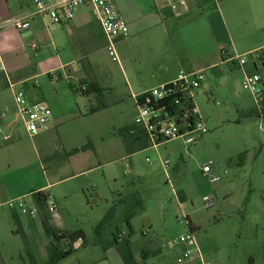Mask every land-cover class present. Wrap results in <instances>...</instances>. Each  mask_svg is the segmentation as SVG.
Segmentation results:
<instances>
[{"label": "rangeland", "instance_id": "rangeland-1", "mask_svg": "<svg viewBox=\"0 0 264 264\" xmlns=\"http://www.w3.org/2000/svg\"><path fill=\"white\" fill-rule=\"evenodd\" d=\"M18 1L33 5V0H9L12 9ZM201 2L186 12H174L170 21L179 47L188 46L194 33L204 41L189 48L188 54L180 53L186 60L183 72L194 71L192 62L219 61L218 67L202 72L201 86L194 91L207 133L193 144L178 138L141 151L127 150L121 130L133 126L138 114L133 94L157 86L152 73L164 66L160 60L150 61L143 47L147 41L155 48L156 36L130 39L133 26L128 38L115 42L116 60L107 54L100 36V46L93 53L95 66L90 72L84 66L82 73H87L80 80L84 87L97 84L107 107L89 113L99 106L97 95L79 96L83 118L73 122L77 135L63 138L64 152L48 133L42 139H30L13 93L0 89V135L7 136L6 124L13 122L11 140L0 142V182L4 181L0 186V264H45L53 252L71 248L68 241H54L46 233L39 214L32 219L7 205L21 199L26 208L34 207L32 194L16 195L47 184H51L46 190L48 203L57 201L60 214L49 220L52 230L57 232L58 223L67 233L84 234L72 255L57 264H123L113 234L122 242L128 238L134 258L143 264H177L180 248L162 251L160 246L187 233L195 238L206 264H264V103L257 104L242 88L243 76L255 74L264 92V46L255 53H243L264 43V3L260 7L235 0ZM14 30L4 33L11 36L13 32L16 39ZM26 44V52L34 59L30 42ZM235 56H243L245 64L220 65L224 57ZM73 123L67 120L62 129ZM208 163L220 177L217 183L202 174V166ZM5 171L9 172L3 178ZM204 197L212 203L210 207L205 206ZM191 258L200 264L194 255Z\"/></svg>", "mask_w": 264, "mask_h": 264}, {"label": "crops", "instance_id": "crops-1", "mask_svg": "<svg viewBox=\"0 0 264 264\" xmlns=\"http://www.w3.org/2000/svg\"><path fill=\"white\" fill-rule=\"evenodd\" d=\"M199 1V4H202V0H185L186 7L181 8V10L186 12L192 5L198 4ZM235 1H244L253 6L260 5V7L262 3H264V0ZM113 3L115 4L118 13L127 23L128 28L133 26V29H131L132 32H134L130 35V39L135 38V35L156 36L155 48L152 44L147 45V41H144L145 45L143 47L145 52L147 51L150 61L160 60L164 65L161 70H154L152 73V77L159 83L158 85L173 80L178 72L183 70V61L185 62L186 60L181 59V52L186 55L189 53V48L203 45L204 41L200 38L197 39L196 33L193 34V37H190L192 40L188 46L185 45V47H179V45L175 43L174 30L170 24L174 15L169 12L159 0H140L139 2L137 0H113ZM32 8L33 5L27 7L24 3L18 1L12 9L9 0H0L1 72L6 77V88L9 89L13 95L15 90H22L28 104L36 102L44 103L51 112L47 131L29 138H34V140L42 139L44 134L48 133L49 135L54 136L53 142L56 148L64 152L65 144L63 138L70 135L72 137L76 136V123L73 122L77 119L81 120L83 118L79 105L81 102L78 100L80 97L71 92L68 83L81 81L80 79L85 77V73L91 71L95 66L93 53L97 51L100 46V36H102L101 44H103V48L105 47V39L99 24L95 21L91 9L88 6H81L78 8L73 19L66 24L52 25L47 18L41 19L31 17L28 20L29 28L27 30L19 32L15 29L17 32L16 39L13 37V32H10L11 36L5 35V30H14L12 27V21L18 17L31 16ZM217 11L222 25L226 24L221 18L223 15L220 10L218 9ZM152 20L156 21V25H151ZM205 27L206 26H203L204 29H206ZM28 42H30V50L34 53V59H31L26 52L25 44H28ZM32 44L36 46V50L32 49ZM263 46L264 43H260L256 47L244 49L245 51H243V53H255ZM161 50H164L163 53H161ZM231 62L232 57H224L220 61V65H229ZM218 64L219 61H216L215 63H205L203 65H197L192 62L190 63V70H194L193 72H199L202 76L203 71L216 68L218 67ZM84 66H87L88 70L85 73H82ZM54 74L58 77L56 81L51 80V77ZM62 79L65 81L64 84H61V82L55 84L58 80ZM137 94L140 93L133 95ZM0 104L3 105L1 99ZM69 119L73 123L72 126H65L64 129H62L63 124ZM12 125V121L7 122L6 124V127L9 130L7 135L9 136V140H11ZM79 133V135L83 134L82 130H79ZM8 168H10L9 165ZM7 172L9 171H5L3 178L7 176ZM70 177L71 176L65 177L61 180H66ZM1 185H4V181H2V183L0 182V186ZM49 185L51 184L40 186L29 193L16 195L15 198L27 197V194H33L36 192L48 194L46 190ZM31 205L35 206L34 202ZM54 205L56 206V214L50 213L48 209L44 211L37 210L36 216L30 217L35 219L39 214L40 218H42L43 215L48 214L51 219L54 216H59V205L57 201ZM54 229L55 231L57 230V236L67 234L63 227L58 223H55ZM60 241L66 240L62 239ZM77 244V242L72 244L69 249L74 251ZM131 248L132 245L130 244V249ZM107 251L108 249L105 250V253ZM184 264L198 263L195 262V260L190 259Z\"/></svg>", "mask_w": 264, "mask_h": 264}, {"label": "built area", "instance_id": "built-area-1", "mask_svg": "<svg viewBox=\"0 0 264 264\" xmlns=\"http://www.w3.org/2000/svg\"><path fill=\"white\" fill-rule=\"evenodd\" d=\"M159 1L171 13L186 7L185 0ZM81 6H88L91 9L92 15L103 33L105 50L112 60H116L115 42L128 38L129 28L118 13L113 0H33L31 16L15 18L12 25L17 31L23 32L29 28L28 20L31 17L47 18L52 25L66 24L73 19L75 12ZM31 47L36 50L34 44ZM233 61L238 66L245 64L243 56L232 57ZM57 79V75H52V81ZM201 79L202 76L199 72L180 71L173 80L133 95L138 111L134 124L143 128L151 145L178 138H183L184 143L189 145L199 141L207 133L205 121L194 100V91L200 87ZM242 88L253 96L257 104L264 103V92L259 88L257 75H244ZM14 100L29 137L47 131L51 112L46 104L41 102L28 104L22 90L14 91ZM8 141L9 136L0 135V142ZM163 164L166 167L168 162L165 161ZM201 171L210 183H217L220 180V177L213 172L212 164L203 165ZM203 201L206 207L212 205L206 197L203 198ZM7 205L15 206L20 213L28 214L31 217H35L37 214L36 207L26 208L21 199L9 201ZM47 208L50 213L56 214L54 204L48 203ZM177 247L180 248L176 259L177 264H184L192 259L193 255L200 264H206L191 233L182 235L168 244H161L160 249L166 251L169 248Z\"/></svg>", "mask_w": 264, "mask_h": 264}, {"label": "trees", "instance_id": "trees-1", "mask_svg": "<svg viewBox=\"0 0 264 264\" xmlns=\"http://www.w3.org/2000/svg\"><path fill=\"white\" fill-rule=\"evenodd\" d=\"M264 66V64H263ZM78 83V84H77ZM86 83L83 81H79L76 83H68V87L70 88L71 92H73L77 96H88L90 94H96L98 97V103L99 106L94 109H90L89 113H93L100 109H105L107 107L106 103L102 102V89L97 84H89L87 87H84ZM7 87V81L6 77L2 72L0 71V89ZM264 112V108H263ZM121 134L123 137V141L125 143V146L127 150H129V153L141 151L149 146H151L150 141L146 133L144 132L143 128L137 125L133 126H126L121 130ZM128 136L131 137L130 141L128 140ZM161 142H157V145ZM33 202L34 207L39 211H44L47 208L48 205V194H44L42 192H36L33 193ZM50 218L47 217V215H43L41 218L42 225L46 231L47 234L51 235L54 241H60L62 239H65L69 242L70 245L74 244L76 241L84 240V234L82 231H73L70 233H67L65 235L57 236L56 233L52 230V228L49 225ZM14 225H16V228L18 226L17 220H15ZM129 228V235L132 234L133 230L130 225V223H127ZM100 226V225H99ZM18 230V229H17ZM17 232V231H16ZM113 245H115L116 249L118 250L121 259L123 261V264H143L142 261H136L133 257V254L130 249V242L128 241V238L122 240H119L115 234L112 236ZM72 249L66 250V251H55L53 252V256L49 258V260L45 264H57L59 261L66 259L68 256L72 254ZM147 255V252H143V256L145 257Z\"/></svg>", "mask_w": 264, "mask_h": 264}]
</instances>
